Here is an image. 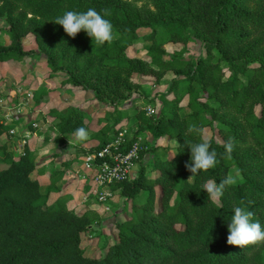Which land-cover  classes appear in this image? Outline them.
<instances>
[{
  "label": "trees",
  "instance_id": "trees-1",
  "mask_svg": "<svg viewBox=\"0 0 264 264\" xmlns=\"http://www.w3.org/2000/svg\"><path fill=\"white\" fill-rule=\"evenodd\" d=\"M149 3L151 7L131 0H0V62L43 54L51 73L66 74L61 84L90 90L97 101L112 106L104 115L112 122L94 133L95 150L120 131L118 105L142 93L144 84L133 75L159 83L168 71L175 77L159 95L160 113L149 114L146 107L154 99L145 100L133 114L136 129L126 135V144L149 132L179 145L174 143V151L165 156L157 144L151 148L154 177L140 165L134 178L113 183V189L134 200L132 214L115 224L117 241L94 257L84 254L81 234L99 219L97 212L78 214L64 198L47 204L55 181L42 191L31 178L34 151L24 145L15 159L6 144H0V264H264V242L246 248L227 244L228 223L242 202L254 213L253 222L264 228V0ZM88 8L101 15L109 10L104 18L113 25L111 43L97 46L84 31L73 39L53 23L66 11ZM143 28L150 32L139 36ZM3 34L7 43L1 41ZM27 35L34 39L32 49L22 45ZM194 38L203 42L205 55L185 58L179 49L165 57L167 42L186 45ZM139 39L149 43L145 57L127 53ZM49 114L58 119L56 140L77 128L88 129V114L71 104L52 108ZM192 123L203 130L215 124L221 140L206 138L209 150L217 153V164L188 181L192 174L184 165L191 153L186 141L200 142L187 132ZM10 128L0 118V134ZM229 137L235 141L231 159L225 158L224 148ZM145 153L141 146L138 160ZM233 166L240 172L237 183L225 189L218 203L211 202L203 184L219 183Z\"/></svg>",
  "mask_w": 264,
  "mask_h": 264
},
{
  "label": "rangeland",
  "instance_id": "rangeland-1",
  "mask_svg": "<svg viewBox=\"0 0 264 264\" xmlns=\"http://www.w3.org/2000/svg\"><path fill=\"white\" fill-rule=\"evenodd\" d=\"M131 2L135 3L138 6L148 5L149 7H151L149 0H131ZM1 25H2V21L0 19V26ZM149 32H150L149 28H145V29L143 28L138 31V34L139 36H143L144 34H147ZM5 38L7 39L8 37L5 36V34H3L1 36V41H3ZM29 38L30 40L26 41L27 44L34 41L32 35H30ZM148 44H149L148 42H144L142 39H139L127 49V53L129 55L145 57V53H146L145 50ZM165 48H166V54H165L166 58H169L172 52H174L175 50H179V49H183L184 51L183 56L185 58L190 57V58L196 59L199 56L205 55V49L203 47V42L196 38L192 39L186 45L172 44L170 42H167L165 44ZM6 62H9V61H6ZM255 65L256 63L251 64V66H255ZM44 74L46 76V71H43L41 76ZM65 77H66V74L63 72L51 74L50 71L47 76V78H59V79L65 78ZM174 77H175V74L171 71H168L159 83H154L153 78L150 76L134 74L133 78L137 81H141L144 84L142 93L133 94L128 100L122 101L118 105L117 111L126 112V113H130V115H133L137 110H140L141 108H143L145 100L152 98L154 99V103L149 104L146 107V111L149 110L152 116H158V114L160 113V109L162 107V102L159 99V95L168 89L170 82ZM57 88L64 89L62 88V86H59ZM57 88H55L54 90L55 91L58 90ZM73 90H74L73 96H75L76 99H80V100L76 102L74 101L72 102L75 104H79V107L90 108L89 109L90 111L98 112L101 114H103V112L107 111L108 109L109 110L112 109V106L106 103L94 101L95 99L93 97V92L90 90L83 91L84 93H86V95L82 92L81 89L77 88ZM40 92L41 91H37L35 95L40 96V98H45V94H42V93L40 94ZM22 94L24 93L17 94L15 98L17 99L18 97L22 96ZM54 96H55V99L51 101L50 105H47V103H45L44 101L47 107H43L42 105L39 108V107H35L34 105H32V108L35 107L36 109L35 108L31 109L27 107L26 101H28V99L26 98L24 108H27V111L25 113L26 115L22 116V121H21L22 125L19 127V130L21 129L24 130L25 126L33 122L31 123V126L36 129L35 139H33V143H34V146H37L35 147V149H37L38 153H40L38 162L44 163L50 160L52 162L53 161L57 162L62 159L64 162H67L70 165L80 164L79 166L80 168L84 166V158L86 157V155L89 152L93 151L91 150L93 148L92 147L93 145H91V143L94 142L93 140L94 138L92 136L93 133H91L93 129L91 128H96V126L98 125L97 124L90 125L89 127L90 129L88 130L89 138L86 141L78 142V141H75L72 136H70L69 138H67L66 141L61 139L62 141L61 140H59L58 142L53 141L54 144L49 145L48 143L50 142V140L52 141L55 138L53 136L54 134H56V129L54 128V125H55L54 122L56 119L49 114V110L51 108H54L51 106L58 105L56 94ZM61 104H59L57 108L61 107ZM37 109H41L40 114L35 113ZM21 110H24V109L22 108ZM127 118L128 117H124L121 120L120 130L126 129L127 134H130L136 129L135 128L136 125L133 123L136 118L135 117L131 118V121H127ZM102 121L104 122L105 120L103 119ZM110 121L112 122V120ZM204 137L205 138L213 137L217 141L221 140L220 136L216 133L215 124L213 127L204 128ZM136 141L139 144V148L141 149V146H143L144 150H146V153L144 154L141 160H138L137 158L136 160L133 161V164L130 168V177L133 178L135 173L137 174V171L140 165L145 166L146 173L148 176L154 177L156 172L151 169L152 159L154 157V151L151 148L155 144H157L156 146H160L161 148L164 149V150L163 149L161 150L163 152L162 155L165 156L168 153H170L169 151L170 149L174 151V148H173L174 140L168 137L154 138L152 135L145 132L142 134V137L140 139L139 138L136 139ZM40 150L42 152H39ZM13 151L14 149H12V152ZM0 160H1V151H0ZM237 171H239L238 168L233 166L229 169L228 175L230 174L234 175ZM85 174H87L88 176L90 175V173L87 171ZM73 185H77V182H74ZM104 191H105L104 189L102 190L99 189L98 193L95 191L96 194L95 193L94 194L97 197V199H94V200H93V196L92 195L89 196L86 190L83 191V193H85L88 196V201H89L88 205H92V203L94 202L93 204H96V208H98L100 212L99 219L95 220L89 226V228L81 234V247L84 250V254L87 256H94V257L102 256L105 253L107 247L117 241L118 237H117V229L115 230V227H116L115 224L117 222H122L126 218H129L132 214L131 205L134 200L129 199L127 197H121L122 195L118 191L112 192V194L105 195L104 198H99L100 193ZM156 192H157V196H156L155 205H156V208H159L158 196H159L160 190L158 187L156 189ZM142 197H143L142 193L138 195V199H142ZM173 202H174V197L171 200V203ZM81 208L82 207H80V209Z\"/></svg>",
  "mask_w": 264,
  "mask_h": 264
},
{
  "label": "crops",
  "instance_id": "crops-1",
  "mask_svg": "<svg viewBox=\"0 0 264 264\" xmlns=\"http://www.w3.org/2000/svg\"><path fill=\"white\" fill-rule=\"evenodd\" d=\"M5 36L7 35L5 34ZM29 36L30 35H27L26 37L22 38V45L25 49H32L35 47L34 41L28 44L26 43V41L30 40ZM7 42H8V38L7 39L5 38L3 40V43H7ZM43 71H46V76L45 74L41 76ZM48 74H49V68L47 67L46 58L43 54L34 57L26 56L21 60H17V61L11 60L9 62L6 61L0 62V118H2L6 124H11V128L9 129V131L0 134V138L2 137L0 140V144H6L8 150H10L11 152L12 149H14L12 155L15 159L18 158L22 153L24 145H28L34 151L36 168L30 174L31 178L36 179L39 182L42 191L46 190L48 185L51 184V180L55 181L54 186L56 188L48 193L47 204H52L58 198H64L67 201V206L70 208H74L78 214H81L86 210H93L97 212V214L99 215L100 212L98 208H96V204H93L94 202L92 201L93 202L92 205H88L89 204L88 196L85 193H83V191L86 190L89 196L90 195L93 196V200H94L97 199V197L95 196L96 194L95 191L98 192L99 189L101 190L104 189L105 190L104 192H108L109 194H112V192L115 191H118L120 193L118 189H113L114 184H110L102 187L97 186L92 181L90 175L88 176L87 174H85L86 171L89 173L90 171L86 169L84 166L79 168L80 164L70 165L69 163L64 162L62 159L57 162L54 161L52 162L51 160L46 161L44 163L38 162L40 153H38V150L35 149V147L37 146H34L33 143V139H35L36 129L33 128L30 124H28L27 126H25L24 130L22 129L19 130V127L22 125L21 124L22 116L26 115L25 113L27 111V108H24L25 99L26 98L28 99V101H26V105L31 109L35 107L40 108V106L42 105L43 107H47L45 103H47V105H50L51 101L55 99L54 96L55 94H56V99L58 101V105L62 103L61 107L67 104H71L75 107L78 106L77 108L79 110L88 114L89 119L85 120V122L88 124L87 131L90 129L89 127L91 124L98 125L96 126V128H91L93 129L91 133H93L92 136L94 138L93 139L94 142L91 143V145H93L92 146L93 148L91 150H93L98 143L96 137L94 136V133L104 123L106 122L111 123L110 121L111 119L104 118L105 113L109 111V109L103 112V114H101L98 112L90 111L89 110L90 108L79 107V104H75L72 101L76 102L80 100V99H76V97L73 96L74 93L73 89H77V88L80 89V88L74 87L68 83L61 84V81L64 80L65 78H60V79L47 78ZM51 74H55V73H51ZM39 75L41 78L39 77ZM59 86H62V88L64 89H58L57 87ZM55 88H57L58 90L55 91L54 90ZM37 91H41L40 94L41 93L45 94V98H40V96H36L35 94ZM83 91H87V90H82V92ZM21 93L24 94H22V96L16 99L15 98L16 95ZM84 94L86 95V93ZM94 101L97 100L95 99ZM32 105H34L35 107L32 108ZM57 106L52 105L51 107L57 108ZM22 108L24 110H21ZM35 113L40 114L41 109H37ZM120 113L122 114V119L124 117H128L127 121H131V118L135 117L134 115L127 116L128 113L126 112H120ZM55 119L56 120L54 123L58 121L57 118ZM103 119L105 120L104 122L102 121ZM135 121L133 123H135ZM142 134L139 136V139L142 137ZM149 134L151 135V133ZM56 135H57V131L53 137H56ZM70 136H72V134L62 135L61 139L66 141L67 138H69ZM53 141L58 142L59 140H56L54 138L52 141L50 140L48 144L49 145L54 144ZM169 151L170 153L173 152L172 149H170ZM39 152L42 151L40 150ZM135 176L136 173L134 177ZM74 182H77V185H73ZM121 197H125V196L122 195ZM80 207H82L83 209L81 208L82 209L81 210Z\"/></svg>",
  "mask_w": 264,
  "mask_h": 264
},
{
  "label": "clouds",
  "instance_id": "clouds-1",
  "mask_svg": "<svg viewBox=\"0 0 264 264\" xmlns=\"http://www.w3.org/2000/svg\"><path fill=\"white\" fill-rule=\"evenodd\" d=\"M109 15L110 12L107 9L103 10V15L94 8H88L84 12L66 11L62 16H58L53 23L60 25L64 32L73 39L78 33L84 31L95 45L103 46L105 43H111L114 39L113 25L110 20L104 18ZM187 132L200 137L198 143L186 141V147L190 149L191 159L184 166L192 174L188 179L190 181L200 172H207L216 166L217 153L214 150H209L210 142L204 137L202 127L192 123L189 124ZM72 137L75 141L82 142L88 140L89 133L85 128L80 127L74 130ZM174 143L179 146L176 140ZM224 148L225 158L231 159V154L235 148V141L232 137H229ZM239 176L240 172L237 171L234 175H227L219 183L214 180H207L203 184V189L207 193L208 199L213 203H218L225 189L235 185ZM251 203L250 201L249 204ZM233 212L234 215L227 228V244L229 246L246 248L264 242V228L258 221L253 222L254 213L247 210L243 206V202L241 206H235Z\"/></svg>",
  "mask_w": 264,
  "mask_h": 264
},
{
  "label": "built area",
  "instance_id": "built-area-1",
  "mask_svg": "<svg viewBox=\"0 0 264 264\" xmlns=\"http://www.w3.org/2000/svg\"><path fill=\"white\" fill-rule=\"evenodd\" d=\"M148 113L151 114L149 110ZM126 135V129L120 130L111 142L89 152L84 158V167L90 171V177L97 186L130 178V168L138 158L140 148L136 140L126 144ZM108 194L101 192L99 198Z\"/></svg>",
  "mask_w": 264,
  "mask_h": 264
}]
</instances>
